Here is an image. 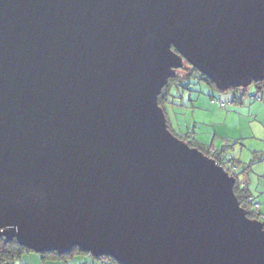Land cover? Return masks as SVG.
<instances>
[{
	"label": "water",
	"instance_id": "1",
	"mask_svg": "<svg viewBox=\"0 0 264 264\" xmlns=\"http://www.w3.org/2000/svg\"><path fill=\"white\" fill-rule=\"evenodd\" d=\"M187 62L264 79V0H0V237L117 264H264L235 177L167 128Z\"/></svg>",
	"mask_w": 264,
	"mask_h": 264
},
{
	"label": "rangeland",
	"instance_id": "2",
	"mask_svg": "<svg viewBox=\"0 0 264 264\" xmlns=\"http://www.w3.org/2000/svg\"><path fill=\"white\" fill-rule=\"evenodd\" d=\"M190 81L191 84L184 93L182 86L180 87L179 90L182 92H179V95H181L174 99V104L165 105V116L172 132L176 135H181L186 131L193 132L192 135L202 142L210 143L214 139L220 150H223V146L226 145L234 146L239 150L241 141L237 140L238 134L240 128L243 132L246 126V119L242 117L245 114L243 110L246 111V106L255 101L253 95L257 90L254 84H251L241 96V102L243 101L241 105L238 100L237 102L231 101L235 92L230 89L222 91L214 84L211 86L204 81L196 82L194 79ZM172 94L177 95L175 90ZM239 117H242L241 123H236L235 118L238 120ZM29 254L38 256L35 252ZM92 257L88 256L89 259L94 258ZM67 260L52 263L64 264ZM72 262V260L69 261V264ZM15 263L20 264L17 260L10 264Z\"/></svg>",
	"mask_w": 264,
	"mask_h": 264
},
{
	"label": "trees",
	"instance_id": "3",
	"mask_svg": "<svg viewBox=\"0 0 264 264\" xmlns=\"http://www.w3.org/2000/svg\"><path fill=\"white\" fill-rule=\"evenodd\" d=\"M194 79L196 82L204 81L205 83L213 86V82L207 78L205 75L199 73L197 69L189 65L185 62V65L182 68L176 70V74L170 78H168L166 85L162 88L161 93L157 98V102L159 106L165 110L166 104H174V99L178 98L180 87L183 89V93L186 89L189 88L191 81ZM256 87V90H259L264 87V79L259 82L253 83ZM173 90H175L176 94H172ZM234 91V96L232 98V102L240 101L241 96L245 94L248 90H243L241 88H232L230 89ZM240 92V93H238ZM224 107V104H223ZM165 113V112H164ZM167 128L171 133L170 124L167 120ZM193 132L186 131L181 135H176L179 139L185 141L190 147H195L200 150L205 155L214 158V160L221 165L230 175L235 177V183L233 187L234 194L239 202V205L243 207L247 211V216L255 219H259L262 217V221L264 223V215L260 213L254 205V202L251 198L250 191L245 187V180L242 177L246 176L247 172L250 169V166L253 162L258 158L255 156L256 152L253 154L252 160L248 163L244 164L241 168H239L240 162L235 157L226 156L223 154V150L214 149L207 143L199 141L195 136L192 135ZM33 252L30 249L21 246L15 240L5 241L4 238L0 237V264H10L12 261L17 260L20 264H23L21 261V257L25 253ZM38 254V253H37ZM42 259H55V260H67L75 255H90L86 252H80L77 247H73L70 252L59 255L56 252H44L38 254ZM91 256V255H90ZM96 261L102 262L104 264H117L115 260L108 256L94 257Z\"/></svg>",
	"mask_w": 264,
	"mask_h": 264
},
{
	"label": "crops",
	"instance_id": "4",
	"mask_svg": "<svg viewBox=\"0 0 264 264\" xmlns=\"http://www.w3.org/2000/svg\"><path fill=\"white\" fill-rule=\"evenodd\" d=\"M253 96L255 97V101L246 106V111L243 110L245 114H243L242 117L246 119V126L244 127L243 132L240 128L238 134L237 140L241 141L239 142L240 149L238 150L237 148L235 149L234 146L226 145L223 146V154L235 157L239 160V168H241L244 164L252 160L253 153L256 152L255 156L257 155L258 158L250 166L246 176L243 175L242 177L245 180V187L250 191L255 207L264 215V87L257 90ZM239 102V104L243 105L241 99ZM236 113L239 116V113ZM242 117H239L238 120L235 118L236 123H241ZM207 144L218 151L220 150L218 148V143H216L214 139ZM29 253H25L21 257L23 264H59L58 262H52H61V260L55 259H42L39 255L35 256L30 255ZM71 260L73 261L71 264H104L95 259H89L88 255H75L65 261L64 264H69V261Z\"/></svg>",
	"mask_w": 264,
	"mask_h": 264
},
{
	"label": "built area",
	"instance_id": "5",
	"mask_svg": "<svg viewBox=\"0 0 264 264\" xmlns=\"http://www.w3.org/2000/svg\"><path fill=\"white\" fill-rule=\"evenodd\" d=\"M257 220H259V221H261L262 223H263V221H262V217H260L259 219H257ZM264 224V223H263Z\"/></svg>",
	"mask_w": 264,
	"mask_h": 264
}]
</instances>
